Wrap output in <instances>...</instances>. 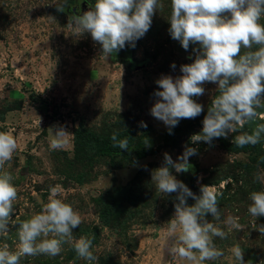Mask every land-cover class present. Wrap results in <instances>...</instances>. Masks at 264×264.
<instances>
[{
	"label": "rangeland",
	"instance_id": "obj_1",
	"mask_svg": "<svg viewBox=\"0 0 264 264\" xmlns=\"http://www.w3.org/2000/svg\"><path fill=\"white\" fill-rule=\"evenodd\" d=\"M82 1L0 0V131L12 134L19 144L5 165L18 188L13 219L23 221L41 212L50 189L58 186V198L83 218L73 229L74 239L94 237L93 264H184L168 254L161 236L174 215L177 194H160L152 171L162 166L165 153L177 160L188 146L197 149L189 157L193 168L186 173L173 169V175L196 195L201 194V185L217 188L222 193L221 218L214 221L210 213L206 218L226 232L229 217L240 225L226 239L214 238L224 255L205 264H238L231 253L235 245L243 249L245 264H264V233L252 227L255 219L264 225V216L255 218L248 212L250 192L264 188L255 179L264 175V168L253 159L264 156V138L237 152L225 148H239L233 144L234 133L221 137L224 143L218 138L211 144L190 141L202 131L204 116L218 94L215 83L204 84V95L193 98L203 105V112L195 119L180 120L178 134L169 136L168 127L151 115L156 81L163 75H182L181 65L193 62V49L199 47L190 44L185 50L172 39L171 0H160L163 7L135 47L126 45L111 55L102 54L90 33L71 35L67 24ZM87 1L94 5L95 0ZM190 120L196 123L187 125ZM142 121L147 127L141 126ZM258 123L264 120L246 124L240 132L250 133ZM80 126L102 136L132 131L141 155H104L83 143L76 148L74 136ZM57 127L69 132L68 144L52 151L49 139ZM187 203L195 200L189 197ZM4 244L15 250L16 227L10 228L7 239L0 237V246ZM21 264L89 262L65 244L58 256L25 257Z\"/></svg>",
	"mask_w": 264,
	"mask_h": 264
},
{
	"label": "clouds",
	"instance_id": "obj_2",
	"mask_svg": "<svg viewBox=\"0 0 264 264\" xmlns=\"http://www.w3.org/2000/svg\"><path fill=\"white\" fill-rule=\"evenodd\" d=\"M58 10L63 7L57 5ZM163 5L160 0H95L82 14H74L67 24L71 35L81 37L90 33L92 40L101 46L102 54L111 55L125 48L135 47L136 41L150 29L152 18ZM169 33L172 39L188 50L190 44L198 45L191 63L181 65L182 75L173 78L163 75L157 81V97L150 112L162 121L172 134V129L182 119H195L203 112V105L194 97L204 95L206 83L217 84L218 92L212 98L203 119L202 131L193 134V144L209 143L216 138H227L234 133L233 144L239 148L255 146L264 138V123L256 124L249 132H240L246 124L264 120V0H171ZM175 63L172 68L175 69ZM142 127H147L141 122ZM237 132L240 134L236 135ZM68 134L57 127L50 135L49 149L63 150L68 144ZM113 147L128 150L127 138L111 136ZM17 139L9 132L0 131V237L8 238L11 227H16L18 244L11 250L8 244L0 246V264H21V259L61 254L65 244L71 245L77 256L93 264L97 260L93 252L94 237H73V229L83 223V218L73 206L58 198V186L50 189L42 211L30 218L13 219L15 204L19 199L14 177L5 165L18 151ZM197 149L186 146L185 151L173 160L164 154L162 166L152 171V182L163 195L176 193L173 217L167 222L161 236L167 241V251L184 264H205L219 260L224 252L217 248L214 238L226 239L233 229H239L236 219L225 222L228 231L210 222L221 218L218 197L222 195L212 185H201L196 195L173 175L193 168L189 157ZM264 161V156L261 157ZM264 184V175L255 177ZM195 200L187 203L188 198ZM248 212L258 218L264 216V188L249 194ZM256 220V219H255ZM252 221V227L264 233V225ZM140 233L137 232L136 235ZM238 264H245L243 249L231 248Z\"/></svg>",
	"mask_w": 264,
	"mask_h": 264
},
{
	"label": "trees",
	"instance_id": "obj_3",
	"mask_svg": "<svg viewBox=\"0 0 264 264\" xmlns=\"http://www.w3.org/2000/svg\"><path fill=\"white\" fill-rule=\"evenodd\" d=\"M197 122H200L199 119H197ZM196 123V120H190V122L187 123V125H194ZM181 126L178 124L172 129V134H169V136H174L179 133ZM112 135H107V136H102V135H96L93 134L92 132H89L86 130L83 126H80L75 131V140H74V145L76 148H78L81 143L86 145L87 147H96V149L104 155H114L117 153H121L124 155H129V154H136V157H139L141 155V148L138 146L134 147V132L132 131H125L122 133L118 134V138L124 139L127 138L128 140V150L123 151L118 147H113V142L111 140ZM221 143H224V140L222 138H218ZM133 146V148H131ZM225 146V145H224ZM225 148L229 151H240V148H229L228 146H225ZM146 154V152H145ZM255 161H257L263 168H264V161H261V157H253Z\"/></svg>",
	"mask_w": 264,
	"mask_h": 264
},
{
	"label": "water",
	"instance_id": "obj_4",
	"mask_svg": "<svg viewBox=\"0 0 264 264\" xmlns=\"http://www.w3.org/2000/svg\"><path fill=\"white\" fill-rule=\"evenodd\" d=\"M89 5H90V3L87 0H83L82 3L80 4V6L78 7L79 8V11H78L77 7H74L73 8V11L76 14H82L84 11H87L88 10Z\"/></svg>",
	"mask_w": 264,
	"mask_h": 264
},
{
	"label": "flooded vegetation",
	"instance_id": "obj_5",
	"mask_svg": "<svg viewBox=\"0 0 264 264\" xmlns=\"http://www.w3.org/2000/svg\"><path fill=\"white\" fill-rule=\"evenodd\" d=\"M78 9V11H79V8H77Z\"/></svg>",
	"mask_w": 264,
	"mask_h": 264
}]
</instances>
